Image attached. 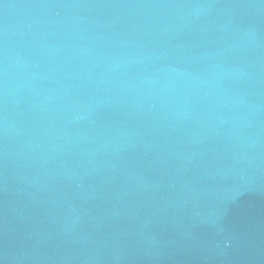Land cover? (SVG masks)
<instances>
[{
  "label": "water",
  "instance_id": "1",
  "mask_svg": "<svg viewBox=\"0 0 264 264\" xmlns=\"http://www.w3.org/2000/svg\"><path fill=\"white\" fill-rule=\"evenodd\" d=\"M0 264H264V0H0Z\"/></svg>",
  "mask_w": 264,
  "mask_h": 264
}]
</instances>
